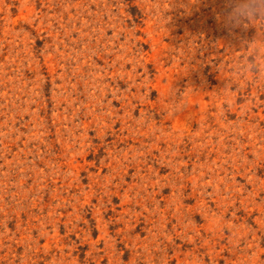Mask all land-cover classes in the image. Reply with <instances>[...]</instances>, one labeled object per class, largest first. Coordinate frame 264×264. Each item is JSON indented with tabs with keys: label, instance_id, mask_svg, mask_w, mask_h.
Returning a JSON list of instances; mask_svg holds the SVG:
<instances>
[{
	"label": "rangeland",
	"instance_id": "1",
	"mask_svg": "<svg viewBox=\"0 0 264 264\" xmlns=\"http://www.w3.org/2000/svg\"><path fill=\"white\" fill-rule=\"evenodd\" d=\"M231 0H0V264H264V19Z\"/></svg>",
	"mask_w": 264,
	"mask_h": 264
},
{
	"label": "clouds",
	"instance_id": "2",
	"mask_svg": "<svg viewBox=\"0 0 264 264\" xmlns=\"http://www.w3.org/2000/svg\"><path fill=\"white\" fill-rule=\"evenodd\" d=\"M256 17L264 19V0H231V11L228 13L230 23L241 26Z\"/></svg>",
	"mask_w": 264,
	"mask_h": 264
}]
</instances>
